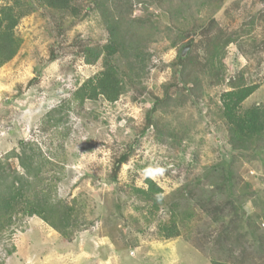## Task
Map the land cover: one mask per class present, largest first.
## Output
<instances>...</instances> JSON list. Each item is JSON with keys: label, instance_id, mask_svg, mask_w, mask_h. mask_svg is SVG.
<instances>
[{"label": "rangeland", "instance_id": "rangeland-1", "mask_svg": "<svg viewBox=\"0 0 264 264\" xmlns=\"http://www.w3.org/2000/svg\"><path fill=\"white\" fill-rule=\"evenodd\" d=\"M146 2L132 0L131 12V17L151 18L157 28L155 41L149 46L151 61L143 80L145 93L140 95L133 90L114 104L100 100L74 106L65 127H61V132L67 130L68 135L59 139L51 135L52 129L42 128L43 117L60 101L68 99L83 81L101 71L100 61L86 65L80 50L83 45H103L106 31L99 17L87 10L85 2L80 4L86 15L81 14L84 18L72 24L68 18L56 24L48 11L40 9L23 18L16 27L22 48L11 62L0 67V157L12 150L18 153L23 141H37L44 157L50 147L64 143V151L59 152L58 158V198L68 205L77 199L78 206L84 205L89 224L68 242L40 219L25 218L12 239L15 254L5 264H210L204 257L209 250L217 249L216 239L223 229V220L213 222L217 213L214 209L218 204L222 206L226 198L202 176L221 163L218 153L226 148V130L217 117L219 96L229 90V81L242 71L247 83L259 85L243 107L264 104V0L177 1L187 9L190 27L185 30L194 34L175 47H171L168 37L174 39L180 32L173 29L174 33H170L173 25L165 8ZM236 33L241 37L226 49L224 81L212 86L209 81L202 83L206 94L200 101L191 98L195 104L188 101L184 107L172 108L168 116L174 128L188 131L183 147L175 149L156 143L152 129L142 133L145 115L151 108L148 95H161L164 86L171 83L170 94L183 93L179 78H173L181 46L191 41L190 46L182 48L186 51L181 58L191 52L199 63L204 59L209 38ZM136 139L141 145L120 166L113 183L109 176L114 162ZM255 154L262 159V154ZM258 157L247 156L236 166L241 180L258 191L238 209L237 218L244 228L240 233L250 231L246 220L252 218L257 222L256 216L264 207V159ZM10 164L20 171L16 160ZM48 169L47 165L43 168ZM145 179L153 180L163 189L168 204L174 201L175 192L188 184L189 192L184 193L180 209L191 208L195 215L187 226H181V237L167 242L156 236L157 221L169 219L167 208H161L157 217L145 225V211L130 198L131 186L144 187ZM231 204L233 207L238 203ZM229 208L231 205L226 211ZM225 221L230 223V217ZM184 237L190 238V244ZM248 239L247 248L240 243L230 247L234 257L254 254L250 248L254 238L248 235ZM228 256V252L220 255L224 259ZM253 263L264 264V257L254 259Z\"/></svg>", "mask_w": 264, "mask_h": 264}, {"label": "trees", "instance_id": "trees-1", "mask_svg": "<svg viewBox=\"0 0 264 264\" xmlns=\"http://www.w3.org/2000/svg\"><path fill=\"white\" fill-rule=\"evenodd\" d=\"M146 1L150 6L165 8L166 16L173 25L170 33L177 30L180 32L174 39L168 37L171 47L194 34L190 29L185 30L190 24L185 13L187 9L183 3L177 2L179 0ZM80 2H85L87 10L93 11L99 17L107 39L103 45H83L80 50L84 63L95 65L100 61L101 71L83 81L68 99L60 101L44 115L42 128L52 129L51 135L58 137L57 139L61 135H68L67 130L63 133L61 130L63 131L68 122L66 118L74 106H83L87 102L95 103L100 100L114 104L120 97L133 90H137L140 95L145 93L143 80L149 72L151 61L149 46L155 41L154 37L157 34L155 32L157 28L150 22L151 18L131 17L132 0H0V67L11 62L22 48L23 41L15 30L23 18L42 9L49 12L50 18L56 24H62L66 18L70 19L72 24L84 18L81 14L86 15V11L82 12L84 8ZM144 6V11L147 12V5ZM183 29L185 31H181ZM240 37L238 33L226 37H222L221 34L212 36L205 44L204 59L199 63L191 52L185 59L181 58L182 48L190 46L192 42L188 41L182 45L174 66L173 78L174 80L179 78L182 92L188 95L184 97L183 93H175L176 96L170 94L169 88L171 89L173 83L165 85L159 96L148 95L151 108L145 115L142 133L152 129V137L156 143L181 149L188 131L173 127L171 120L168 119L172 108L184 107L188 101L192 104L200 101L199 99L206 94L202 83L209 81V85L212 86L224 81L222 68L226 49ZM228 87L229 90L219 96L217 117L226 130V148L225 151L218 153L221 163L211 167L208 175L202 176L209 179L211 188L226 198L222 206L218 204L214 209L217 213L213 217V222L223 220V229L216 239L217 249L209 250L208 256L204 258L210 264H254V259L264 257V207L256 216L259 219L257 222L252 218L246 220V226L250 231L240 233L239 231L244 228L241 225L242 220L237 218L238 209L241 204L250 201L258 191H253L249 183L241 180L236 173V166L247 156L258 157L255 152L262 154V159L258 157L260 160L264 159V104L243 107V103L259 85L247 83L242 71L229 81ZM191 98H195V101ZM140 145V140L136 139L118 156L109 176L110 181L116 183V174L120 166L129 161ZM18 148V153L12 150L0 157V264H5V260L15 254L16 248L12 239L25 218L40 219L68 242L74 234L89 224L85 218L84 205L79 207L77 199H72L68 205L58 198L56 188L60 182V177L57 176L60 169L58 158L59 152L64 151V143L50 147L51 151L45 157L37 141L20 142ZM11 160L17 161L20 171L12 167ZM46 165L49 171L43 170ZM144 183L145 186L140 188L131 186L129 196L139 204L138 208L141 211H145L143 217L145 225L157 217L161 208H167L169 219L157 221L156 236L164 241L181 237L183 228L181 226H187L195 215L191 208L180 209L184 193L189 192L188 184L178 189L173 196L174 201L168 204L163 196V189L156 182L145 179ZM235 202L239 206L237 204L232 207L231 203ZM228 204L231 208L226 211ZM226 217H230V223L225 221ZM134 221L137 223L136 219ZM248 235L254 238L253 243H250L254 254H243L242 258L234 257L235 254L231 252L230 247L240 243L247 248ZM183 239L190 244V238ZM136 243L133 245L135 248L138 246ZM193 248L196 251V248ZM222 252H228V259L220 257Z\"/></svg>", "mask_w": 264, "mask_h": 264}, {"label": "crops", "instance_id": "crops-1", "mask_svg": "<svg viewBox=\"0 0 264 264\" xmlns=\"http://www.w3.org/2000/svg\"><path fill=\"white\" fill-rule=\"evenodd\" d=\"M140 250H141V249H140ZM146 250H147V249H146ZM141 251H142L141 253L145 252L144 249H142ZM147 252H148V250H147ZM147 252H146V253H147ZM156 256H157V255H155L153 258H155Z\"/></svg>", "mask_w": 264, "mask_h": 264}, {"label": "water", "instance_id": "water-1", "mask_svg": "<svg viewBox=\"0 0 264 264\" xmlns=\"http://www.w3.org/2000/svg\"><path fill=\"white\" fill-rule=\"evenodd\" d=\"M185 51H186V48L182 50V55H184Z\"/></svg>", "mask_w": 264, "mask_h": 264}, {"label": "clouds", "instance_id": "clouds-1", "mask_svg": "<svg viewBox=\"0 0 264 264\" xmlns=\"http://www.w3.org/2000/svg\"><path fill=\"white\" fill-rule=\"evenodd\" d=\"M169 241H172V240H169ZM169 241H167V242H169Z\"/></svg>", "mask_w": 264, "mask_h": 264}]
</instances>
